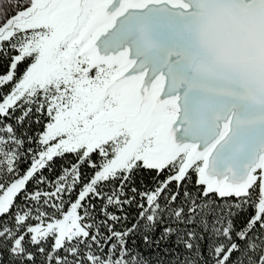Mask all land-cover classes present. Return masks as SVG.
Instances as JSON below:
<instances>
[{
    "label": "snow or ice",
    "instance_id": "snow-or-ice-1",
    "mask_svg": "<svg viewBox=\"0 0 264 264\" xmlns=\"http://www.w3.org/2000/svg\"><path fill=\"white\" fill-rule=\"evenodd\" d=\"M0 264H264V0H0Z\"/></svg>",
    "mask_w": 264,
    "mask_h": 264
},
{
    "label": "trees",
    "instance_id": "trees-1",
    "mask_svg": "<svg viewBox=\"0 0 264 264\" xmlns=\"http://www.w3.org/2000/svg\"><path fill=\"white\" fill-rule=\"evenodd\" d=\"M67 159H71V157H68ZM61 164V161L57 160L56 162V171L55 172H46L45 175L49 176L50 178H55V176L58 174L59 172V165ZM31 185L29 186V189L31 190ZM168 248H162L160 250H153L151 253H150V257L153 261H156L157 259H160V260H164V259H167L168 258ZM145 254L146 255H149L148 253V250L145 249Z\"/></svg>",
    "mask_w": 264,
    "mask_h": 264
}]
</instances>
